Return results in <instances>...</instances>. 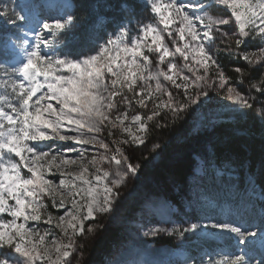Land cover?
<instances>
[{"label":"snow or ice","instance_id":"obj_1","mask_svg":"<svg viewBox=\"0 0 264 264\" xmlns=\"http://www.w3.org/2000/svg\"><path fill=\"white\" fill-rule=\"evenodd\" d=\"M106 7L117 8L121 17L112 33L97 38L102 42L87 51L64 50L83 19L70 8L39 22L34 41H25L23 60L5 68L0 264H86V245L78 239L104 228L96 221L116 211L120 188L140 168L128 149L145 145L153 127H165L168 113L175 122L209 98V89L222 90L234 111L253 112L264 124V0H119ZM13 15L9 23L25 19ZM221 52L235 62V79L226 74ZM105 130L110 137L120 134L111 141L114 148L100 138ZM87 145L104 152L88 158ZM73 167L79 170L69 171ZM50 208L64 211L57 216ZM229 216L210 224L170 219L171 227L144 235L164 233L181 247L191 246L183 264H264V237L258 260L250 245L239 254L217 252L219 258L198 250L218 233L235 234L240 243L257 235Z\"/></svg>","mask_w":264,"mask_h":264},{"label":"rangeland","instance_id":"obj_2","mask_svg":"<svg viewBox=\"0 0 264 264\" xmlns=\"http://www.w3.org/2000/svg\"><path fill=\"white\" fill-rule=\"evenodd\" d=\"M70 3L69 0H0V81L8 79L4 74L5 68L10 70L18 61L23 60V49L27 47L25 41L29 44L34 41L32 32L39 31L37 25L46 18L43 12L48 18L56 17L72 9ZM6 7L8 15L3 14ZM13 13H19L25 19L17 20L15 24L9 23L10 18L14 19ZM33 15L37 18L33 19ZM132 27L135 28V24ZM56 47L58 51L62 48L61 45ZM2 92L3 89L0 88V93ZM209 92V98L202 97V102L191 105L187 113L184 112L189 119L185 122L188 131L194 136L203 135L197 136L200 140L195 141V144L187 143L176 152L165 150L166 143H157L159 148L154 151L151 150L152 147L147 150L138 148L143 145H133L131 149L125 146L132 156L131 162L139 164L140 168L120 188L116 211L102 215L96 221L104 225L105 231L102 228L87 240L78 239V243L86 245V264H183L186 251L191 246L181 247V242L175 236L170 237L164 233L146 236L144 233L154 227H171L170 223H166L170 219L201 224L215 223L228 212L234 223L248 232H256L257 235L248 238L246 243H240L235 234L218 233L217 239L197 245L198 250L206 249L213 258H219L217 252L239 254L241 250L248 252L250 245L255 249V258H261V238L264 237V133L258 131L264 128V124L253 112L242 115L241 112L234 111L236 106L225 98L222 90L209 89ZM167 115L170 118L173 116L172 113ZM186 130L185 133H189ZM181 131L176 130V133ZM99 136L110 145L112 140L121 138L118 132L108 136L107 130ZM123 138H127L126 134ZM171 140H167V144ZM207 140L209 141L206 142ZM148 141L149 139L146 142ZM182 143L183 140L175 145ZM201 144L205 145L204 152L208 150L209 144L216 147L219 152L225 153L227 160L222 163L212 160L209 165H205L196 153L189 161L186 154L192 149H198ZM75 147L80 149L81 146ZM85 147L90 149L88 158L91 154L104 152L98 146ZM151 153L155 158L149 157L147 165H151L144 168L140 164V158L148 157ZM173 153L176 157L162 160V157H170ZM238 154L240 158L235 156ZM70 155L76 157V153ZM176 161H183L185 167L188 164L183 177L169 176L164 171L166 165ZM78 170L76 167L69 169L73 172ZM59 178L58 175L57 183ZM175 195L178 196V205L172 199ZM49 210L57 216L64 211L53 208ZM103 218L105 222H100ZM107 222L109 223L105 225ZM48 227L52 226L41 224V228ZM113 230L118 231L120 237L114 243L105 245L109 241L107 234ZM54 231L59 237L60 230ZM161 237H168L170 242L160 241Z\"/></svg>","mask_w":264,"mask_h":264},{"label":"trees","instance_id":"obj_3","mask_svg":"<svg viewBox=\"0 0 264 264\" xmlns=\"http://www.w3.org/2000/svg\"><path fill=\"white\" fill-rule=\"evenodd\" d=\"M72 2V10H74L75 14L81 15L83 17L80 25L77 27V29L75 30L74 34L69 36L68 39V46L67 48H64L63 45H61L62 48H64L65 51L68 50H72V51H87L88 48L92 47L94 45V43L96 42H101L98 41V37H105L106 35L109 33H112L116 27L117 24L120 22V17L121 14L119 12V10L115 7H106V5H115L119 2V0H71ZM140 2H142V0H140ZM99 7H96V6ZM90 7L95 8V12H91L89 11ZM143 17L138 16L136 19H142ZM133 24H135V19L131 22V26H133ZM254 46V45H252ZM223 48V47H221ZM220 55V61L222 63V66L224 67L225 71H227V74L232 76L233 79H235V73L231 71L232 66H236L235 62L232 61L226 53L221 52L219 53ZM240 66L245 67L246 65L241 64ZM187 113V112H186ZM182 112L179 115V118L175 120V122H173V116H171V118L169 117V115H167V119L162 121V123L165 124V127L163 128H157V127H153L152 131H151V135L149 138V141L145 143V145H143L142 147H138L139 149H146L148 147H152L155 143H161V144H165V150H169L170 152H176L175 150H180L181 148H183L187 143H191V144H195V141H199L200 138H198L197 136H203L202 134H198L195 135L193 133H191L190 131H188V128L185 126L186 125V121L188 122V118H187V114ZM155 123V122H153ZM184 129V130H183ZM187 129V130H186ZM176 130L181 131L183 134H177ZM185 130L188 131L189 133H185ZM259 133H264V128L262 130L258 131ZM197 133H201V132H197ZM177 134V135H176ZM187 134V135H186ZM208 138V136H205V138ZM184 138V139H183ZM206 138V139H207ZM173 139V140H171ZM167 140H171V142H168L167 144ZM184 143L183 146L181 145H175L178 141H182ZM209 140H207L206 142H208ZM175 145V146H174ZM204 144H201L198 149H192L190 151V153L186 154V156L188 157L189 161H191V157L193 154H199L202 163H204L205 165H209L210 162L213 160L217 163H222L223 161H226L227 158L225 156V153H221L219 152L216 147L212 146L211 144H209L208 150H206L204 152L203 148H204ZM122 147H125L122 145ZM126 148V147H125ZM135 148V147H134ZM127 149V148H126ZM178 152V151H177ZM187 152V151H186ZM127 154H129V152H127ZM175 156V154H171L170 157H162V160H170ZM237 158H240V155H235ZM149 157H154V154H149L148 157L145 156V158H140L141 159V163L143 164V167L146 168L147 166L151 165L148 164L147 165V161L149 159ZM176 157V156H175ZM155 158V157H154ZM153 158V159H154ZM152 159V161H153ZM253 158V162H254ZM177 160V159H175ZM206 161L208 163H206ZM133 163V162H132ZM189 163V162H188ZM185 163H183V161H176L170 165H166L165 166V172L167 173V175H174L175 177L180 176L183 177L184 175V171L186 170L187 166L185 167L184 165ZM167 167V168H166ZM142 168V167H141ZM176 197H178L177 195L173 196V201L176 205H178V203H176ZM100 222H105V218H103ZM109 222L105 223V225H107ZM101 230V229H100ZM105 231V228L103 229ZM120 233L116 230H113V232H109L107 234V236H109V241H107L105 243V245H109L115 242V240L117 238L120 237ZM160 241L163 242H170V239L168 237H161L159 238ZM102 248H104L102 246ZM104 250V249H103Z\"/></svg>","mask_w":264,"mask_h":264},{"label":"bare ground","instance_id":"obj_4","mask_svg":"<svg viewBox=\"0 0 264 264\" xmlns=\"http://www.w3.org/2000/svg\"><path fill=\"white\" fill-rule=\"evenodd\" d=\"M60 11H62V10H60ZM43 15H45L46 16V18H48V16L43 12ZM32 18L33 19H36L37 17L35 16V15H33L32 16ZM46 18H44V19H46ZM73 154V153H72ZM70 155V154H69ZM74 156V155H73ZM58 177V174L56 175V177H55V180H56V178ZM249 229V228H248Z\"/></svg>","mask_w":264,"mask_h":264}]
</instances>
